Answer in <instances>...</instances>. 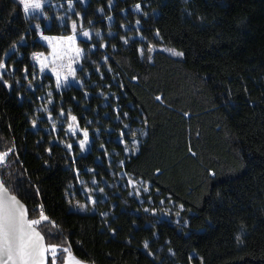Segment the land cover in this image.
<instances>
[{
  "label": "trees",
  "instance_id": "16d2710c",
  "mask_svg": "<svg viewBox=\"0 0 264 264\" xmlns=\"http://www.w3.org/2000/svg\"><path fill=\"white\" fill-rule=\"evenodd\" d=\"M111 3L74 0L104 33L81 42L82 85L57 89L31 60L48 48L22 6L0 0V59L12 73L3 77L11 88L0 80V151L14 144L18 154L0 170L8 189L29 218L43 205L49 221L38 229L46 244L92 264H264V0ZM54 17L45 32L70 35V24ZM69 114L88 131L85 152L68 131ZM125 175L149 186L142 202L116 182ZM86 185H104L108 198L94 212L71 210V202L87 200ZM117 188L121 194L112 193ZM57 264H64L59 253Z\"/></svg>",
  "mask_w": 264,
  "mask_h": 264
},
{
  "label": "snow or ice",
  "instance_id": "6c2138e0",
  "mask_svg": "<svg viewBox=\"0 0 264 264\" xmlns=\"http://www.w3.org/2000/svg\"><path fill=\"white\" fill-rule=\"evenodd\" d=\"M19 3L22 5L23 13L26 19H44L48 21L50 18L47 16V13L44 11L45 7H56V5L52 4V0H19ZM59 7H64L63 4L59 5ZM67 7L69 11H74V0H67ZM109 7H112L111 0H109ZM136 10L141 9L140 4L135 5ZM102 13L103 9H99ZM77 15H79L77 13ZM54 19H59L61 22H64L66 16L54 17ZM108 20L111 21L112 17L109 16ZM137 26H139L140 21H136ZM77 21L73 20L71 22V34L67 36H57L51 37L44 34V31L41 29L40 23L35 24V29L38 31V34L43 41H47L49 46L52 48L51 59L46 56L44 53H33V59L39 62L40 68L39 71L41 73L44 72L45 68L49 66V63H55L58 60L64 59V54L67 51H72L77 58L82 57L84 54V49L75 46V43L78 39V35L80 38H83L86 43H90L92 39V31L83 28V18L80 17V31L77 33ZM50 30V29H49ZM111 35V33H109ZM97 37L101 36L99 31L95 32ZM156 36L159 37V30L156 31ZM143 39V37H141ZM21 42H23L24 37L21 36ZM124 43H128L127 37H122ZM61 42H67L66 46H64ZM106 44H102L101 47H106ZM93 48L96 45H92ZM17 50V45L13 44L11 49L4 53L6 58H10L11 55L15 53ZM156 51L154 45L149 44L147 47V59L151 60V53ZM163 51L169 52L174 56H183V52L177 51L175 49L164 48ZM140 55L143 57L145 53V49H139ZM107 61V57L104 58ZM48 61L49 63H46ZM75 63V60H72L68 65H61L58 67H53L51 70L56 74L55 86L57 89L60 88H69L72 86H81L82 81H78L75 79V69L71 67V64ZM7 68L3 59H0V80L8 87L11 88V84L7 80H3L4 75L6 74ZM25 74L27 75V68L24 69ZM99 71V69H97ZM111 71V68H109ZM35 73L33 76L35 77ZM71 77V79H70ZM135 79V77H134ZM29 86L32 85V81L29 80ZM160 99V97H157ZM49 104L52 103L51 100L48 101ZM43 111L48 113V118L52 119L51 113L48 107H43ZM119 112V109H117ZM60 116L64 115L63 109L60 110ZM127 116V113L124 114ZM70 122L68 124V129L75 134L78 121L77 117L70 115ZM119 118V117H118ZM37 121L32 120L33 127L36 126ZM76 125V127H74ZM127 127V125H125ZM53 128H55V123H53ZM83 132V139L79 140V148L81 150L85 149L86 144L88 143V131L86 129L81 130ZM146 135V133H144ZM121 136H123V131L121 132ZM138 141L133 142L134 147H138ZM69 149L71 148V144L66 145ZM127 150V145H125ZM49 154H51V148L47 149ZM11 154H17L15 150V146L13 144L12 147L8 148L6 151H0V170H6L11 166V161H9L8 157ZM18 155V154H17ZM121 166H123V161L119 162ZM10 175V174H9ZM215 175V173H212ZM129 184L135 189V195L139 196L141 194V189L139 185L145 184L143 180H133L129 177ZM38 191V189H37ZM89 193L92 192V189L88 190ZM99 192L103 193L104 189L99 188ZM144 192L149 191V186L145 184L143 188ZM159 191V190H157ZM89 202L92 205L96 204V200L89 196ZM163 203V201H161ZM77 207L81 210H87V204H79L77 202ZM180 208L183 209V205H180ZM39 216L37 218H29L28 208L27 206L16 196L12 195L5 183V179L3 175H0V264H48L49 259H51V264H57L58 253L62 256L64 260V264H83L81 260L76 258L74 254L71 252L69 247H64L61 245H49L45 243L44 235L38 230V227L42 224V222L49 221V217L44 214L43 205L39 206ZM147 211H152L155 214V209H144ZM35 211V210H34ZM177 216L180 215L179 212L176 213ZM53 226H55L54 222H51ZM114 231V230H113ZM144 248H149V243L147 241L144 242ZM150 255L152 253L149 252Z\"/></svg>",
  "mask_w": 264,
  "mask_h": 264
},
{
  "label": "rangeland",
  "instance_id": "374dc122",
  "mask_svg": "<svg viewBox=\"0 0 264 264\" xmlns=\"http://www.w3.org/2000/svg\"><path fill=\"white\" fill-rule=\"evenodd\" d=\"M17 1L19 2V0H17ZM64 1L67 2V0H52V4H53V5H56V7H45V9H44V11L47 13V16H48L50 19H49L48 21H45L44 19L36 20V19H31V18H29V20H30V23H29L30 27H32V28L35 29V24H36V23H40V25H41V29L44 31V34L47 35V36H51V37L67 36V35H53V34H48L47 32H45V29H46L47 27H50V24L52 23V20H53L52 17H53V15H56L57 17L66 16L65 21L68 22V23L70 24V26H71V22H72L73 20L77 21V25H78L77 33L79 34V31H80V28H79V25H80V17H82V18H83V28H84V29L91 30L92 33H93V35H92V39H91V42H92L93 39H95V38H100V37H102V35H103V33H104L103 27H101V26H99V25H96V23H97V21H98V19H97L96 17H94V16H88V15H87L88 10H86V9H82V10H79V11H78V10H76L75 5H74V11H69V10H68V7H64V10H63V12H62L61 14H60V13H57L58 11H56V10H59V9L61 8V7H59V5L64 4ZM80 2L83 4V6L86 7L87 4H88V2H89V0H80ZM19 4H20V3H19ZM20 5H21V4H20ZM21 6H22V5H21ZM47 8H50V11H51V12L49 11L50 13L47 12ZM77 13H78L79 15H77ZM65 21H64V22H65ZM108 21H109V20H108ZM109 22H112V20L109 21ZM35 30H36V29H35ZM36 31H37V30H36ZM96 31H99V32L101 33V36H100V37H97V36L95 35V32H96ZM115 32H116L115 29H113V28L110 29V33L113 34V33H115ZM37 34H38V31H37ZM37 39H38L43 45H45V46L48 48L47 51H37V52H32V53H31V57H32L31 60H32V62L36 65V67H37V69H38V71H39L40 65H39V62H38V61H36V60L33 59V53H44L46 56L49 57V60H50V59H51L52 48L49 46V43H48L47 41H43V40H41L39 34H38ZM82 41H84V39H83V38H80L79 35H78V39H77V41H76L74 47H75V46H78V47H80V48H82V49L85 50L84 45L81 43ZM20 43H25V38H24L23 42L20 41ZM61 43H62L64 46H66V44H67V42H61ZM84 53H85V51H84ZM83 56H84V54H83ZM83 56L77 58V57L75 56V54H74L72 51L69 50V51H67V52L64 54V59H63L62 61H61V60H58V61H56L55 63H49L48 61H46V63H49V66H48L47 68H45V70H44L43 73H41V72L39 71V76H43V75H45V74H51V75L54 76V78L56 79V74H55L51 69H52L53 67H58V66H61V65H65V66H66V65H68L72 60H75V63H72V64H71V67L75 69V79H76L77 72H78V70H79L80 67H81V61H82ZM11 67H12V70H13V68L16 67V65L13 64ZM6 73H7L8 75H11V74H12L11 71H9V70H7ZM70 79H71V77H70ZM76 80H77V79H76ZM8 82H9V84L12 85V82H11V81H8ZM20 82H22V81L20 80ZM20 98H21V95H20ZM45 115L47 116L46 113H45ZM74 127H76V125H74ZM81 130H82V129H80L79 127H77V130H76V132H75V134H77V135L80 136V137H76V139H75V143H76L78 146H79V140L83 139V132H82ZM68 131H69L71 134H73V132H72L71 130L68 129ZM88 147H89V136H88V143L86 144L85 149H84V150H81V151H82V152L87 151V150H88ZM93 179H94V177H91V178H90V181H92V183H98L97 181H94ZM128 181H129V177H128L127 175H125V180H123L122 178H119V179L116 180V182H118V183L121 185L122 188L127 189V188L129 187V189L131 190V192H130V191H128V192L131 193V194H133V195L137 198V200H138L139 202H142L143 199H142L141 197H143L145 193H149V192H150V188H149V191H148V192H144V191H143V188H144L145 184H141V185H139V187H140V189H141V194H140L139 196H137V195L134 194V193H135V189L132 187L131 184H129ZM79 182H80V184H82V181L79 180ZM111 185H112V184H111ZM99 188H103V189H104V192H103V193L99 192V191H98ZM89 189H92V191H94L95 194L86 193V191L82 189L81 192L85 195V197H86L87 200H79V199H76L75 202H71V204H70V206H71V210H73V211H77V212H80V213H84V212H88V211H89V212H94V211H96V208L98 207V205H97V204L92 205V204L89 202V196H91L92 198H94V199L96 200V203L99 201V199H100L101 201H104V200H106V199L108 198V196H109V192L105 189L104 185H99V186H97V187H91L90 185H86V190L88 191ZM112 193H115V194H121V189H120V188H117L116 191H112ZM149 198H150V200H153V196H150ZM77 202H79V204H87V205H88L87 210H81V209H79V208L77 207ZM114 203H115V202H113V204H114ZM72 253H73V252H72ZM73 254H74V253H73ZM74 256H75L76 258H78L75 254H74ZM78 259H79V258H78ZM79 260H81V259H79ZM81 261L83 262V264H92V263H89V262H86V261H83V260H81Z\"/></svg>",
  "mask_w": 264,
  "mask_h": 264
},
{
  "label": "water",
  "instance_id": "95a60500",
  "mask_svg": "<svg viewBox=\"0 0 264 264\" xmlns=\"http://www.w3.org/2000/svg\"><path fill=\"white\" fill-rule=\"evenodd\" d=\"M10 191V190H9ZM10 193L12 194V195H15V194H13L11 191H10ZM17 196V195H16ZM18 197V196H17ZM19 198V197H18ZM20 199V198H19ZM21 200V199H20ZM22 201V200H21ZM23 202V201H22ZM24 203V202H23ZM25 204V203H24ZM26 205V204H25ZM28 208V207H27ZM28 215H29V210H28ZM39 230V229H38ZM45 243H46V241H45ZM48 264H49V261H48Z\"/></svg>",
  "mask_w": 264,
  "mask_h": 264
}]
</instances>
